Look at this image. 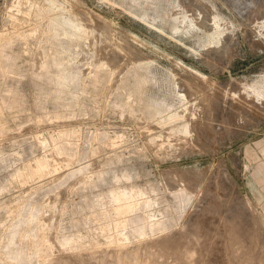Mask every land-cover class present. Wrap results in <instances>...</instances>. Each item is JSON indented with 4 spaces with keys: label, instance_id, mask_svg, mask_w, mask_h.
Returning a JSON list of instances; mask_svg holds the SVG:
<instances>
[{
    "label": "rangeland",
    "instance_id": "1",
    "mask_svg": "<svg viewBox=\"0 0 264 264\" xmlns=\"http://www.w3.org/2000/svg\"><path fill=\"white\" fill-rule=\"evenodd\" d=\"M0 264H264V0H0Z\"/></svg>",
    "mask_w": 264,
    "mask_h": 264
},
{
    "label": "bare ground",
    "instance_id": "2",
    "mask_svg": "<svg viewBox=\"0 0 264 264\" xmlns=\"http://www.w3.org/2000/svg\"><path fill=\"white\" fill-rule=\"evenodd\" d=\"M252 238H255V237H252Z\"/></svg>",
    "mask_w": 264,
    "mask_h": 264
}]
</instances>
